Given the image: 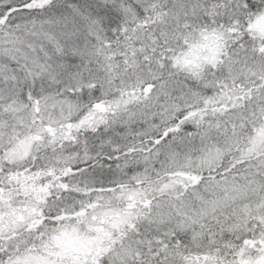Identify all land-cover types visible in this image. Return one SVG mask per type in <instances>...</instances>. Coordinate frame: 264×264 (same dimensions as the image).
Masks as SVG:
<instances>
[{"label": "snow or ice", "instance_id": "snow-or-ice-1", "mask_svg": "<svg viewBox=\"0 0 264 264\" xmlns=\"http://www.w3.org/2000/svg\"><path fill=\"white\" fill-rule=\"evenodd\" d=\"M0 264H264V0H0Z\"/></svg>", "mask_w": 264, "mask_h": 264}]
</instances>
